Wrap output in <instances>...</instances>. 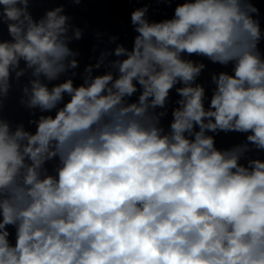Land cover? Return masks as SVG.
Instances as JSON below:
<instances>
[{"label":"clouds","instance_id":"1","mask_svg":"<svg viewBox=\"0 0 264 264\" xmlns=\"http://www.w3.org/2000/svg\"><path fill=\"white\" fill-rule=\"evenodd\" d=\"M49 2L0 0V264H264V0H68L130 46Z\"/></svg>","mask_w":264,"mask_h":264}]
</instances>
